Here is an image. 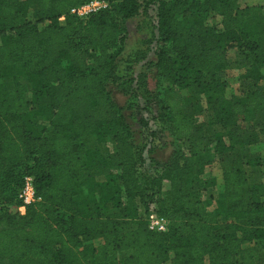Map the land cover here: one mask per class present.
<instances>
[{
  "label": "trees",
  "instance_id": "1",
  "mask_svg": "<svg viewBox=\"0 0 264 264\" xmlns=\"http://www.w3.org/2000/svg\"><path fill=\"white\" fill-rule=\"evenodd\" d=\"M88 1L0 0V264H264L262 6L113 0L71 12ZM152 5L154 58L147 47L123 61L126 22ZM227 49L250 85L240 96L225 95ZM201 100L218 130L197 119ZM153 109L167 157L155 154L162 130L144 136ZM249 145L263 153L246 157ZM214 153L221 192L202 200ZM25 175L40 200L11 212ZM152 206L165 231L149 229Z\"/></svg>",
  "mask_w": 264,
  "mask_h": 264
},
{
  "label": "rangeland",
  "instance_id": "2",
  "mask_svg": "<svg viewBox=\"0 0 264 264\" xmlns=\"http://www.w3.org/2000/svg\"><path fill=\"white\" fill-rule=\"evenodd\" d=\"M142 3V5L145 4L147 0H138ZM238 3L241 6L248 5V4H253V3H258L262 6L264 10V0H238ZM176 21L178 24L184 26L188 25L189 21L184 19L181 14L176 15ZM212 23H217L219 21V17H214L209 20ZM156 25V17H155V5L150 6L146 12L142 11L139 15L129 19L126 22V28H127V35L125 39V46L124 50L122 52V59L123 61L126 60L127 58H130L132 56V53L136 49H144L149 48L147 51V56L145 61L152 60L154 58V48H155V43L153 42L149 46L147 45V41L153 36L157 35V31L155 28ZM226 56L228 61L231 63L230 67L222 74L223 79L226 81V89H225V95L227 97H232V96H240L243 95L246 90L250 87V85L244 81H242L240 75L243 73L244 69L243 68H236L234 66V63L237 58L236 50L235 49H227L226 51ZM140 64L138 66L136 65L135 69L139 70ZM154 75L149 74V77L147 79L148 81V86L150 89H154ZM181 93L183 95H187L186 90H181ZM113 96L116 100V102L120 104H125L127 102L126 98L117 92L113 93ZM26 97H30V93L27 92ZM155 109L151 112V114L144 112L143 115L144 117H147L149 119L148 121V126L144 130V136L147 137V135L150 133L152 130H157L161 132L158 133V140L155 139L154 143L158 144L160 148L155 151L156 156L159 157H167V154H170L171 148L168 147V144L166 146L162 147V144L168 138L166 135L162 134L164 130V126L157 123L154 119H150L152 115H155ZM126 114L130 116V112L126 111ZM197 119L198 120H205L209 121L212 123V127L216 130L219 129L218 124L214 122V118L212 113L205 107V104L203 100H201L198 103L197 106ZM40 120H43V118H40ZM164 133V132H163ZM108 146L110 147V142L107 143ZM177 147L178 151H184L186 150V142L184 141H178L177 142ZM263 150H260L257 146L255 145H249L245 148L244 154L246 157L251 158L256 155L262 154ZM261 169L260 176L262 180L264 181V166ZM221 172H222V167L221 163L219 161V156L217 154H212L211 155V160L210 162L204 167L202 178L206 180H214V182L211 185H208L205 190H203L200 194V198L202 200L204 199H209V198H216L220 192H221ZM169 186L168 181H163V190L167 189ZM148 215V214H147ZM122 253L118 254V257L121 258ZM164 264H170L169 261L165 262Z\"/></svg>",
  "mask_w": 264,
  "mask_h": 264
},
{
  "label": "built area",
  "instance_id": "3",
  "mask_svg": "<svg viewBox=\"0 0 264 264\" xmlns=\"http://www.w3.org/2000/svg\"><path fill=\"white\" fill-rule=\"evenodd\" d=\"M110 1L113 0H90L73 7L71 12L75 13L80 18H86L88 14L105 8ZM17 199L20 204L9 206V211L23 213L26 205L40 200V197L36 195L33 178L30 175H25L23 177L22 184L17 191ZM146 219L148 227L151 230L165 231L167 228V220L164 217L159 216L154 211L153 206L150 208Z\"/></svg>",
  "mask_w": 264,
  "mask_h": 264
}]
</instances>
